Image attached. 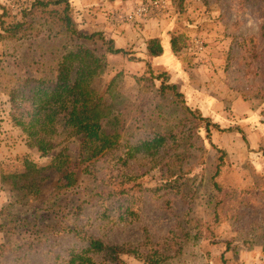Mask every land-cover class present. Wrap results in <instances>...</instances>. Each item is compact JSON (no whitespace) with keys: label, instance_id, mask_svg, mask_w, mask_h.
<instances>
[{"label":"rangeland","instance_id":"obj_1","mask_svg":"<svg viewBox=\"0 0 264 264\" xmlns=\"http://www.w3.org/2000/svg\"><path fill=\"white\" fill-rule=\"evenodd\" d=\"M69 1L79 32L101 31L112 39L107 34L112 26L142 28L141 24L152 22L169 36L181 35L177 68L155 63L142 49L140 38L145 45L148 38L141 34L138 42L121 47L123 51L105 52L107 65L93 86L107 112L101 118L103 127L112 130L115 121L122 140L158 131L186 137L178 146L165 148L161 161L139 156L122 167L115 159H99L91 168L92 176L84 171L89 161L80 158L82 137L72 136L54 151L65 149L68 159L62 170L74 171L76 182L55 199L52 193L64 172L47 165L51 156L40 157L20 127L12 125L8 96L0 91V264H67V249L84 242L67 230L54 232L53 227L60 229L74 220L109 243H139L145 229L154 247L165 255L157 264H264V2L168 0L164 12L128 23L115 13L129 10L140 0L123 1L115 10L102 8L103 3L94 0L84 5ZM29 3L0 0L1 19L5 23L19 20ZM85 9L91 15L84 17ZM96 13L111 23H106L108 30L80 26ZM37 25L40 32L0 38V90L15 78L49 70L77 42H85L97 53L104 51L99 44L58 32L50 24ZM192 37L203 41L204 49L198 54L191 48ZM162 72L183 92L185 103L209 121L181 107L170 93L160 92ZM218 148L225 152L214 176L219 190L212 178ZM169 154L180 155L172 164L178 172L177 187L163 186L161 178V164L166 168ZM25 159L44 166L35 197L14 185L25 180L14 177L25 170ZM123 187L128 193L108 194ZM98 192L103 193V202L98 201ZM54 199L57 211L45 209ZM79 202L82 208L76 215L72 206ZM105 205L108 216L102 214ZM126 205L136 216L120 220ZM17 216L25 218V226L15 221ZM121 257L124 264H143L133 254ZM94 258L97 264H115L101 254Z\"/></svg>","mask_w":264,"mask_h":264},{"label":"trees","instance_id":"obj_2","mask_svg":"<svg viewBox=\"0 0 264 264\" xmlns=\"http://www.w3.org/2000/svg\"><path fill=\"white\" fill-rule=\"evenodd\" d=\"M260 1L264 2V0ZM72 12L69 0H30L29 5L21 10L19 20L5 23L1 19L3 15L1 13V39H14L18 36L40 32L37 24L47 23L55 27L58 32L67 33L81 40H91L104 50L102 53H97L85 42H77L72 48L63 51L49 70L40 75L31 73L15 78L13 83L3 85L0 91L8 96L12 125L20 127L28 144L35 147L40 157L51 156L47 165L57 170H62V167L66 168L68 154L63 147L56 152L54 149L75 135L82 137L80 158L81 161H89L84 171L92 176H95V172L91 168L99 159H115L122 167H127L130 161L137 160L139 156L161 161L164 158L162 151L166 152L165 148L173 147V145L178 146L186 135L181 137V135H174L170 132L158 131L149 137L122 140L116 131L115 121L112 130H106L103 127L101 118L107 115V112L103 109L102 96L94 88L93 81L107 65L105 52L117 53L123 49L115 47L112 39H106L101 31L79 32ZM169 41L172 52L178 56L182 47L181 35L172 33ZM162 52L160 37H150L146 40L148 56H158ZM159 78L161 93H170L173 99L189 112L195 110L185 103L183 92L178 89L175 82L167 79L166 72H162ZM196 111L198 113H195ZM193 114L209 121L207 117L199 113L198 109ZM211 124L219 129L216 123ZM208 126L207 123L205 126L207 133ZM206 136L209 137V135ZM217 150L220 154L217 157L212 178L214 186L219 190L214 176L219 172L225 152L220 148ZM179 156L177 154L173 157V154H169L165 163L166 168H163L160 163L161 178L164 179L163 186L177 187L178 172L172 164H174V159L179 161ZM24 162L25 170L14 177L15 179L24 177L25 180L21 183L15 181L14 185L25 191V195L35 197L39 193V173L44 166H38L29 159H25ZM62 172H64L63 180L56 185L52 193L55 199L66 189L74 186L76 182L74 171L62 170ZM126 193L128 191L124 187L108 191V194L114 197ZM97 194L98 201L103 202L105 198L103 193L98 192ZM55 199L52 206L44 208L56 212L53 206L56 205L55 207L58 208L59 204H55ZM221 203L222 200H218V204ZM119 206L123 207L120 203ZM80 208H82L81 202L72 206L76 215ZM103 209L102 214L108 216L107 205ZM128 215L136 216V213L131 206L126 205L123 210H120L119 219L126 220ZM15 221L20 224L22 222V226H25L24 222H27L21 216H17ZM76 221H69L60 229L53 227L54 232L67 230L77 240L84 242V245L80 247L73 246L67 249V264H97L95 254H101L115 264H124L121 257L123 254H133L143 264H157L165 256L159 247H154L153 238L145 229L142 231L143 239L139 243H109L80 228ZM36 231L40 232V230ZM170 235L174 236L173 231H170ZM2 247L3 245L0 244V248Z\"/></svg>","mask_w":264,"mask_h":264},{"label":"crops","instance_id":"obj_3","mask_svg":"<svg viewBox=\"0 0 264 264\" xmlns=\"http://www.w3.org/2000/svg\"><path fill=\"white\" fill-rule=\"evenodd\" d=\"M82 5L86 4L88 1L90 0H78ZM97 3H103L102 8H105L106 6H108L109 8L112 7V9H116L118 8L123 1L126 3H130L134 0H111V2L109 1H104V0H94ZM87 13H89V11L87 9L83 10L82 15H84V17L88 16ZM92 11L89 13L91 15ZM95 13V12H94ZM95 18L94 19H85L86 22H84V24H80V26H83L84 29H92L94 30L95 28H107L108 25L106 26V23L111 24L108 21H103L104 18L102 17L101 13H96L94 14ZM101 21V22H100ZM104 22V23H103ZM97 23V24H96ZM140 25V24H139ZM105 26V27H104ZM142 28L139 27H135V26H131L129 24H123V26H112L110 31L107 33L110 37H112V39L114 40V46L116 47H124L127 44H133L139 41V39H137L138 35H144L145 38H150V37H155L158 36L161 39V44H162V48H163V52L162 54L158 55V56H151L152 59L154 60L155 63H160L163 64L165 66H169L172 65L174 68H177V66H180V62L177 59L176 55H174V53L171 50L170 47V36L169 34L165 31H159V29L157 27H154L152 22L146 23V24H141ZM144 27V28H143ZM108 30V28H107ZM141 40L143 41L142 43H144L143 45V50L146 53V45L143 39L140 38V42ZM147 40V39H146ZM147 54V53H146ZM169 64V65H168Z\"/></svg>","mask_w":264,"mask_h":264},{"label":"built area","instance_id":"obj_4","mask_svg":"<svg viewBox=\"0 0 264 264\" xmlns=\"http://www.w3.org/2000/svg\"><path fill=\"white\" fill-rule=\"evenodd\" d=\"M168 7V0H140L133 4V6L124 12H116L115 17L120 18L121 21L134 23L146 20L150 17L156 16L164 12ZM191 48L193 52L200 53L204 49L202 39L199 37H192Z\"/></svg>","mask_w":264,"mask_h":264}]
</instances>
